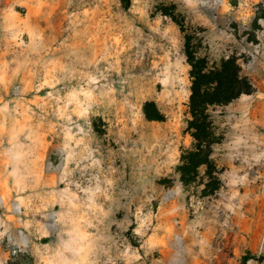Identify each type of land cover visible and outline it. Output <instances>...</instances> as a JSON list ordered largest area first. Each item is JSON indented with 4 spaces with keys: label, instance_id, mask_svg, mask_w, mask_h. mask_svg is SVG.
Wrapping results in <instances>:
<instances>
[{
    "label": "rangeland",
    "instance_id": "1",
    "mask_svg": "<svg viewBox=\"0 0 264 264\" xmlns=\"http://www.w3.org/2000/svg\"><path fill=\"white\" fill-rule=\"evenodd\" d=\"M186 37L253 87L208 110L212 195L204 168L176 173L193 147ZM248 255L264 264V0H0V264Z\"/></svg>",
    "mask_w": 264,
    "mask_h": 264
},
{
    "label": "trees",
    "instance_id": "2",
    "mask_svg": "<svg viewBox=\"0 0 264 264\" xmlns=\"http://www.w3.org/2000/svg\"><path fill=\"white\" fill-rule=\"evenodd\" d=\"M185 40V56L190 66L191 80L187 131L193 140V147L182 153L176 173L179 181L188 185L196 181L199 169L204 168L208 181L203 192L212 195L219 189L217 168L211 158L212 148L219 143L220 138L214 131L208 110L228 105L241 95L252 94L253 87L249 79L241 75L236 58L228 57L209 67L205 59L198 58L190 50V39L186 37ZM143 112L150 121L163 120L153 103H146ZM253 258L251 255L245 256L242 264Z\"/></svg>",
    "mask_w": 264,
    "mask_h": 264
}]
</instances>
